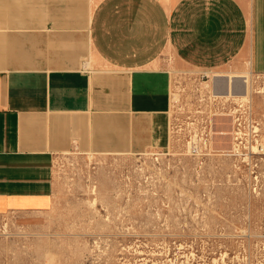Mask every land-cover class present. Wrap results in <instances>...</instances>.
<instances>
[{
	"label": "crops",
	"instance_id": "obj_1",
	"mask_svg": "<svg viewBox=\"0 0 264 264\" xmlns=\"http://www.w3.org/2000/svg\"><path fill=\"white\" fill-rule=\"evenodd\" d=\"M0 8H8L0 215L54 204L58 152L159 143L171 122L168 56L202 72L264 73V0H0Z\"/></svg>",
	"mask_w": 264,
	"mask_h": 264
},
{
	"label": "rangeland",
	"instance_id": "obj_2",
	"mask_svg": "<svg viewBox=\"0 0 264 264\" xmlns=\"http://www.w3.org/2000/svg\"><path fill=\"white\" fill-rule=\"evenodd\" d=\"M7 10H0L4 20ZM164 64L184 107H173L176 93L167 109L172 126L165 123L160 142L139 151L89 144L58 152L54 204L0 215V264H264V151L256 147L251 164L231 155L235 124L217 115L211 153L191 155L183 134L173 131L181 121L175 116L184 121L196 108L219 110L218 104H193L202 71L177 66L170 56ZM249 84L254 134L264 146V73Z\"/></svg>",
	"mask_w": 264,
	"mask_h": 264
},
{
	"label": "built area",
	"instance_id": "obj_3",
	"mask_svg": "<svg viewBox=\"0 0 264 264\" xmlns=\"http://www.w3.org/2000/svg\"><path fill=\"white\" fill-rule=\"evenodd\" d=\"M202 82H206L205 87L203 89H200V86L202 85ZM218 82V91H222L225 87V84L221 80H217ZM197 83V82H196ZM214 82L212 81L211 77L204 72H201L200 77L198 79V84L200 86L196 85L195 90L197 91V97L195 99L196 103H193L195 106L201 103L210 105L212 104H218L216 109L219 110H209L205 111L204 109H199L200 107L196 108V111L193 112L192 115H187V119H180L178 115H176V119L181 120L180 122L176 123L175 126H173L174 133L183 134L185 139V146L186 149L191 155L196 156L198 158H203L205 155L211 153L213 147L212 139H213V117L214 116H227L231 117L232 121L234 122V130H233V136L235 137L237 143L236 145H233L231 149V155H235L238 157H241L244 155V159L249 161V163H252L253 160V145L256 144L260 147V151H264V146L257 143L256 139H250L248 138V134L243 130L249 129V124L253 126L251 130H254L255 120L253 119V122L250 120V113H249V107L244 104L238 103L237 105H232L230 103H237L236 101H232L228 99L224 100L223 102L218 100V98H215L212 96L210 92L211 86H213ZM185 89V88H184ZM227 90H230V81L228 79L227 84ZM181 90L173 91L178 92V100L174 102L173 107L177 108V111L182 110L184 107V104L181 102V97L183 98V92L179 93ZM184 91V90H183ZM172 97V88H171V94L170 99ZM189 101H191L189 99ZM231 105V106H230ZM171 106V104H170ZM219 107V108H217ZM171 116V112H170ZM170 126H172V121L170 122ZM255 133V132H253ZM244 140H247V142L244 143ZM257 176H255L256 178Z\"/></svg>",
	"mask_w": 264,
	"mask_h": 264
},
{
	"label": "bare ground",
	"instance_id": "obj_4",
	"mask_svg": "<svg viewBox=\"0 0 264 264\" xmlns=\"http://www.w3.org/2000/svg\"><path fill=\"white\" fill-rule=\"evenodd\" d=\"M204 73H207L212 81L214 82L213 86L210 88V92L213 97L218 98L220 101H224L226 99L236 101L237 103L247 105L249 107V113H250V120L253 122V90L250 88V81L253 80L254 77H258L259 74L261 73H255L252 70H248L247 73H242V74H223L219 72H213L210 70H205L203 71ZM228 79L230 81V90H227V84H228ZM217 80H221L224 84L225 87L222 91H218L217 88ZM250 80V81H249ZM206 82H202V85L200 86V89L202 90L203 87H205ZM178 94V92H173L172 91V98L174 97L175 94ZM179 95V94H178ZM174 101V100H173ZM255 120V119H254ZM253 126L249 124V130L250 133H252L251 139H256L255 137L256 134L253 132H257V125H254V130H251ZM234 129V127H233ZM222 135L224 134V131L220 132ZM235 139V137L233 136ZM256 147H258L256 144L253 145V150L256 151Z\"/></svg>",
	"mask_w": 264,
	"mask_h": 264
}]
</instances>
